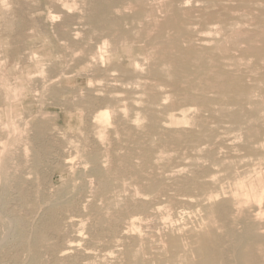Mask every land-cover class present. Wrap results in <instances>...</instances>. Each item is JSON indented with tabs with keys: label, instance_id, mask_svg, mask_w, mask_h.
I'll use <instances>...</instances> for the list:
<instances>
[{
	"label": "rangeland",
	"instance_id": "rangeland-1",
	"mask_svg": "<svg viewBox=\"0 0 264 264\" xmlns=\"http://www.w3.org/2000/svg\"><path fill=\"white\" fill-rule=\"evenodd\" d=\"M97 1L0 0V264H254L264 0Z\"/></svg>",
	"mask_w": 264,
	"mask_h": 264
},
{
	"label": "bare ground",
	"instance_id": "bare-ground-1",
	"mask_svg": "<svg viewBox=\"0 0 264 264\" xmlns=\"http://www.w3.org/2000/svg\"><path fill=\"white\" fill-rule=\"evenodd\" d=\"M97 1V0H96ZM111 1V0H110ZM114 1H116V0H114ZM118 1V0H117ZM106 2H107V0H106ZM187 2V1H186ZM119 3V2H118ZM97 4H98V1H97ZM130 4V3H129ZM128 4V5H129ZM132 5V4H131ZM130 6V5H129ZM128 6V7H129ZM172 6V5H171ZM135 7V6H134ZM98 8V7H97ZM136 8V7H135ZM133 9V8H132ZM218 9H219V7H218ZM106 10V9H105ZM244 10V9H243ZM242 10V11H243ZM248 11H250V9H248ZM111 12H112V10H111ZM255 12V11H254ZM257 12V11H256ZM193 13V12H192ZM223 13V12H222ZM221 14V13H220ZM221 16V15H220ZM131 17V16H130ZM210 17V16H209ZM112 18H114L113 16H112ZM111 18V19H112ZM133 18V17H132ZM251 18V17H250ZM115 20H116V18H115ZM119 20V19H118ZM128 20H131V19H128ZM255 20V19H254ZM112 21V20H111ZM230 21V20H229ZM113 22H115V21H113ZM141 22V21H140ZM253 22V21H252ZM155 24V23H154ZM146 26H147V23H146ZM155 26V25H154ZM260 26V25H259ZM160 27V26H159ZM243 27V26H242ZM115 28H116V26H115ZM240 28V27H239ZM140 29V28H139ZM142 29V28H141ZM160 29V28H159ZM108 30V29H107ZM137 30V29H136ZM154 29H152V31H150V32H154L153 31ZM238 30V29H237ZM117 31V30H116ZM146 31L148 32V33H146ZM145 31V33H146V35L148 36L149 35V31L148 30H146ZM219 31V30H218ZM235 31V30H234ZM263 31V30H262ZM156 32V31H155ZM232 33H233V31H231ZM242 32V31H241ZM244 32H246V31H244ZM261 32V31H260ZM117 33H118V31H117ZM138 33V32H137ZM231 33V34H232ZM255 33H256V31H255ZM113 34H115V32L113 33ZM243 34H245V33H242V35ZM263 35H264V33H262ZM261 34V35H262ZM110 35H112V34H110ZM227 35V34H226ZM233 35H235V33L233 34ZM238 35V32H236V38L238 39V38H240V37H238L237 36ZM241 35V34H240ZM241 35V37H243ZM247 35V34H246ZM251 35V34H250ZM252 35H254V34H252ZM252 35H251V38H252ZM260 35V34H259ZM259 36V37H261V38H263V35L262 36ZM136 36H138L137 34H136ZM140 36H141V34H140ZM146 36V37H147ZM247 36H249V35H247ZM256 36V35H255ZM257 36H258V33H257ZM259 37H257L256 39H254L255 41L259 38ZM121 38V37H120ZM229 38H231V37H229ZM249 38H250V36H249ZM250 38V39H251ZM261 38H260V40H261ZM122 39V38H121ZM231 39H234V37L233 38H231ZM231 39H227V40H231ZM236 39V40H237ZM245 39V38H244ZM138 40V39H137ZM136 40V41H137ZM140 40H141V38H140ZM143 40V39H142ZM234 40V41H232V42H234V44L236 43V42H238V41H240V40ZM253 40V42L255 43V41ZM121 42V41H120ZM153 42V41H152ZM226 42V41H225ZM242 42H243V38H242ZM242 42H239V44H241L242 46L244 45V44H242ZM231 43V42H230ZM257 43V42H256ZM261 42L259 41L258 42V45L260 44ZM132 44V43H131ZM226 44H227V42H226ZM219 45V44H218ZM221 45V44H220ZM224 45V44H223ZM232 45V44H231ZM237 45V44H236ZM257 45V47H259ZM263 45V44H262ZM225 46V45H224ZM224 46H223V50H224ZM230 46V45H229ZM233 46V45H232ZM239 46V45H238ZM246 46V45H245ZM261 46V45H260ZM149 47H151V46H149ZM155 47V46H154ZM197 47V46H196ZM216 47V46H215ZM234 47V46H233ZM241 47V46H240ZM247 47V46H246ZM152 48V47H151ZM160 48V47H159ZM174 48V47H173ZM205 48V47H204ZM155 49V48H154ZM169 49H171L170 47H169ZM168 49V50H169ZM203 49V48H202ZM218 49H219V47H218ZM221 49H222V47H221ZM225 49H226V47H225ZM228 49H229V47H228ZM228 49H226L225 50V52L228 50ZM238 49V47L235 49V50H237ZM246 49V48H245ZM252 49V48H251ZM254 49V48H253ZM161 50V49H160ZM230 50V49H229ZM235 50H233L232 52H235L236 53V51ZM254 50H257V48H255ZM254 50H251V51H254ZM150 51V50H149ZM151 51H152V49H151ZM219 51V50H218ZM240 51H241V48L239 49V52H238V54L240 53ZM243 51V50H242ZM246 51H249L248 50V48L246 49ZM153 52V51H152ZM231 52V53H232ZM258 53L259 52H261V51H257ZM156 54V53H155ZM165 54V53H164ZM225 54H227V53H225ZM147 55H149V53L147 54ZM151 55H153V53L151 54ZM172 55V54H171ZM222 55H223V53H222ZM235 55V54H234ZM161 56V55H160ZM211 56V55H210ZM231 56H232V54H231ZM162 57H164V56H162ZM196 57V56H195ZM222 57V56H221ZM256 57V56H255ZM147 58H148V56H147ZM170 58V57H169ZM170 60H172L171 58H170ZM169 60V61H170ZM209 61V60H208ZM225 61H227V60H225ZM242 61V60H241ZM210 62H213V61H210ZM222 62V61H221ZM233 62V61H232ZM179 63V62H178ZM174 64V63H173ZM209 64V63H208ZM157 65V64H156ZM155 65V66H156ZM214 65V64H213ZM231 65H234L233 63L231 64ZM171 66V65H170ZM204 66V65H203ZM241 66V65H240ZM198 67H200L199 65H198ZM206 67V66H205ZM208 67H210V66H208ZM213 67V66H212ZM230 67V66H229ZM261 68V67H260ZM124 69V68H123ZM179 69V68H178ZM208 69V68H207ZM212 69V68H211ZM217 69H219V68H217ZM228 69V68H227ZM208 71V70H207ZM228 71V70H227ZM231 71V70H230ZM248 71V70H247ZM253 71V70H252ZM167 72V71H166ZM183 72V71H182ZM181 72V73H182ZM187 71H185V74H187L186 73ZM244 72V71H243ZM242 72V73H243ZM246 72V71H245ZM224 73H225V71H224ZM253 73V72H252ZM151 74V73H150ZM183 74V73H182ZM210 74V73H209ZM152 75V74H151ZM195 75V74H194ZM181 76V75H180ZM188 76V75H187ZM198 76V75H197ZM196 76V77H197ZM202 76V75H201ZM240 76V75H239ZM254 76V75H253ZM189 77V76H188ZM213 77H214V75H213ZM234 77V76H233ZM260 77V76H259ZM155 78V77H154ZM202 78V77H201ZM215 78V77H214ZM218 78V77H217ZM224 78H228V77H224ZM256 78V77H255ZM156 79H158V78H156ZM198 79V78H197ZM222 79V78H221ZM251 79V78H250ZM152 80V79H151ZM163 80V79H162ZM160 81V80H159ZM164 81V80H163ZM184 81V80H183ZM198 81V80H197ZM156 82V81H155ZM158 82V81H157ZM162 82V81H161ZM167 82V81H166ZM173 82V81H172ZM200 82V83H199ZM199 85H201V80L199 79ZM168 83V82H167ZM179 83H181V81L179 82ZM212 83V82H211ZM236 83V82H235ZM176 84H177V82H176ZM187 84H189V82L187 83ZM195 84V83H194ZM193 84V85H194ZM207 84V83H206ZM218 84V83H217ZM217 84L215 85V83L213 84H211V86L209 87L210 88V90H211V87H212V90H214L215 88H213L214 86H216L217 87ZM220 85H221V87H220V90L219 91H221V89H228L229 88V86L227 85V84H225V82L223 83H219ZM218 84V85H219ZM257 84V83H256ZM166 85V84H165ZM191 85V84H190ZM196 85V84H195ZM195 85H194V87H195ZM233 85V84H232ZM168 87H169V85H167ZM166 86V87H167ZM183 86V85H182ZM207 86H208V84H207ZM244 86V85H243ZM185 87V86H184ZM174 88V87H173ZM203 88V86L201 87V89ZM254 88V87H253ZM171 89H172V87H171ZM199 89H200V87H199ZM203 90V89H202ZM215 90H218V88L217 89H215ZM214 90V91H215ZM238 90H239V88H238ZM249 90V89H248ZM242 91V90H241ZM247 91V90H246ZM252 91V90H251ZM151 92V91H150ZM155 92V91H154ZM186 92V91H185ZM238 92V91H237ZM247 92H249V91H247ZM178 93H179V91H178ZM232 94V93H231ZM183 95H185V94H183ZM188 95V93H186V95L185 96H187ZM242 95V94H241ZM180 96V95H179ZM200 96V95H199ZM152 97V96H151ZM181 97V96H180ZM205 97V96H204ZM263 97V96H262ZM262 97L260 98V100H263L262 99ZM188 98H189V95H188ZM191 98V97H190ZM229 98H231V97H229ZM238 98V97H237ZM223 99V98H222ZM149 100V99H148ZM196 100H197V98H196ZM203 100V99H202ZM98 101H100V100H98ZM183 101V100H182ZM191 101H193V99L191 100L190 99V102ZM198 101H201V100H197V103H200V102H198ZM105 102V101H104ZM210 102H212V101H210ZM222 102V101H221ZM98 103V102H97ZM174 103V102H173ZM193 103V102H192ZM195 103H196V101H195ZM218 103H219V101H218ZM99 104H100V102H99ZM179 104V103H178ZM187 104V103H186ZM263 104V103H262ZM173 105V104H172ZM195 105V104H194ZM212 105V104H211ZM260 105V104H259ZM208 106V105H207ZM206 106V107H207ZM173 107V106H172ZM195 107V106H194ZM202 107V106H201ZM255 107H257V106H255ZM259 107H261V106H259ZM263 107V106H262ZM175 108V107H174ZM174 108H171V110L172 109H174ZM208 108V107H207ZM197 109V108H196ZM243 111V110H242ZM198 113V112H197ZM217 113V112H216ZM195 114V113H194ZM208 114H209V112H208ZM245 114H246V112H245ZM192 115V114H191ZM263 115V114H262ZM154 116H156V115H154ZM196 116V115H195ZM148 117V116H147ZM191 117V116H190ZM194 117V116H193ZM195 118H197V117H195ZM261 118H263V117H260V119ZM200 119V118H199ZM203 119V118H202ZM259 119V120H260ZM159 120V119H158ZM212 120H213V118H212ZM154 121V120H153ZM263 121V120H262ZM192 122V121H191ZM202 123V122H201ZM41 124H43V123H41ZM143 125V124H142ZM201 125V124H200ZM201 129V128H200ZM255 129V128H254ZM163 130V129H162ZM165 130H167V129H165ZM165 130H163V131H165ZM203 130V129H202ZM169 130H167V132H168ZM187 131V130H186ZM185 131V132H186ZM258 131V130H257ZM263 131V130H262ZM171 132V131H170ZM174 132V131H173ZM200 132V131H199ZM176 133H178V132H176ZM197 133V132H196ZM214 133V132H213ZM255 133V132H254ZM106 134H107V132H106ZM109 134V133H108ZM107 134V135H108ZM155 134V133H154ZM160 134H162V133H160ZM179 134H181V133H179ZM186 134V133H185ZM174 135H176L177 136V134H174ZM174 135H173V138H174ZM253 135V134H252ZM170 136V135H169ZM182 136V135H181ZM186 136H187V134H186ZM188 136H190V135H188ZM260 136V135H259ZM171 137V136H170ZM178 137L180 138V135H178ZM183 137V136H182ZM204 137H205V135H204ZM106 138V137H105ZM108 138V137H107ZM165 138L167 139V137L165 136ZM117 139V138H116ZM168 139H169V137H168ZM180 139H182V138H180ZM200 139H201V137H200ZM105 140H108V139H105ZM120 140V139H119ZM142 140H144V139H142ZM187 140V139H186ZM189 140V139H188ZM192 140V139H191ZM251 140V139H250ZM193 141V140H192ZM202 141V140H201ZM107 142V141H106ZM127 142V141H126ZM172 142H173V140H172ZM180 142V141H179ZM162 143V142H161ZM171 144V143H170ZM182 144V143H181ZM161 145H164V144H161ZM165 145H166V142H165ZM205 145H207V144H205ZM215 146V145H214ZM209 147V146H208ZM167 148V147H166ZM209 148H213V146L211 145V147H209ZM85 149V148H84ZM119 149V148H118ZM152 150V149H151ZM242 150V149H241ZM149 152V151H148ZM184 152V151H183ZM131 153V152H130ZM154 153V152H153ZM119 155V154H118ZM147 155V154H146ZM183 155H184V153H183ZM139 156V155H138ZM217 156V155H216ZM99 158V157H98ZM125 158V157H124ZM213 158V157H212ZM149 160V159H148ZM170 160V159H169ZM171 161H172V159H171ZM110 162V161H109ZM167 162H169V161H167ZM122 163V162H121ZM109 165H110V163H109ZM177 165H178V163H177ZM159 167V166H158ZM170 167V166H169ZM177 169V168H176ZM116 171V170H115ZM194 172V171H193ZM192 172V173H193ZM99 173V172H98ZM106 173H108V171H106ZM114 173V172H113ZM142 173H144V171L142 172ZM162 173V172H161ZM168 173V172H167ZM166 173V174H167ZM95 174V173H94ZM117 174V173H116ZM115 174V175H116ZM128 174V173H127ZM148 174V173H147ZM150 174V173H149ZM110 175V173H108V176ZM151 175H154V173L153 174H151ZM103 176V175H102ZM101 176V177H102ZM112 176H113V174H112ZM118 176V175H117ZM150 176V175H149ZM106 177V176H105ZM104 177V178H105ZM199 177V176H198ZM110 179V178H109ZM134 179V178H133ZM136 179V178H135ZM153 179V178H152ZM155 179V181H156V179L157 178H154ZM163 179V178H162ZM190 179V178H189ZM85 180V179H84ZM103 180V179H102ZM108 180V179H107ZM158 180V179H157ZM164 180V179H163ZM180 180H181V178H180ZM187 180H188V178H187ZM104 181H106V180H104ZM137 181V180H136ZM85 182V181H84ZM153 182V181H152ZM159 182H160V179H159ZM188 182H189V180H188ZM187 182V183H188ZM104 183V182H103ZM107 184H108V181H107ZM154 184H156V183H154ZM185 184V183H184ZM142 185V184H141ZM152 185V184H151ZM165 185V184H164ZM200 185V184H199ZM91 186H92V184H91ZM102 186V185H101ZM100 186V187H101ZM107 186V185H106ZM116 186V185H115ZM153 186V185H152ZM183 186V185H182ZM192 186V185H191ZM259 186V185H258ZM113 187V186H112ZM177 187H179V185H177ZM200 187V186H199ZM250 187H252V186H249V188ZM93 188H95V187H93ZM102 188H104L103 186H102ZM114 188V187H113ZM192 188H194V187H192ZM143 189H144V187H143ZM143 189H142V191H143ZM167 189V188H166ZM197 189V188H196ZM14 190V189H13ZM99 190V189H98ZM100 190H101V188H100ZM145 190V189H144ZM170 190V189H169ZM175 190H176V188H175ZM186 191H187V189H186ZM214 191V190H213ZM251 191V190H250ZM83 192V191H82ZM98 192H100V191H98ZM146 192V191H145ZM161 192H162V190H161ZM192 193V192H191ZM166 194V193H165ZM162 195V194H161ZM188 195V194H187ZM192 195H194V194H192ZM159 196H160V194H159ZM189 196H190V194H189ZM108 198V197H107ZM120 198V197H119ZM164 198V197H163ZM152 199V198H151ZM126 200V199H125ZM154 200V199H153ZM168 200H170V199H168ZM167 200V201H168ZM173 199H171V202L173 203L174 201H172ZM156 201H157V199H156ZM155 201V202H156ZM159 202L161 201V200H158ZM91 202V201H90ZM171 202H169V205H170V203ZM117 203V202H116ZM135 204V203H134ZM186 205H187V203H185ZM117 205V204H116ZM143 205H145L144 203H143ZM147 205H149L148 203H147ZM173 205V204H172ZM163 206V205H162ZM188 206V205H187ZM22 207V206H21ZM20 207V208H21ZM89 207V206H88ZM145 207V206H144ZM152 207V206H151ZM160 207V206H159ZM123 207H121V209H122ZM131 208V207H130ZM123 209H125V208H123ZM122 209V210H123ZM144 209V208H143ZM157 209V208H156ZM161 209V208H160ZM165 209H166V206H165ZM23 210V209H22ZM122 210H120L119 209V211L121 212ZM126 210H127V208H126ZM171 210H173V209H171ZM175 210V209H174ZM26 211V210H25ZM118 210L116 211L115 210V213H117V212H119ZM178 211V210H177ZM224 211H226V210H224ZM27 212V211H26ZM112 212V211H111ZM119 212V214H120V216H121V213ZM124 212V211H123ZM138 212V211H137ZM155 212V211H154ZM57 213V212H56ZM149 213V212H148ZM170 213V212H169ZM111 214V213H110ZM118 214V215H119ZM157 214V213H156ZM107 215V214H106ZM113 215H115L114 213H113ZM117 215V216H118ZM125 215V214H124ZM146 215V214H145ZM116 216V217H117ZM164 216V215H163ZM166 216H167V214H166ZM161 217V216H160ZM99 218V217H98ZM102 218L100 217V219L99 220H101ZM114 219H115V217H114ZM118 219H120L119 217H118ZM118 219H117V221H118ZM131 219V218H130ZM98 220V221H99ZM116 220V219H115ZM162 220V219H161ZM164 221H165V224H166V218H164L163 219ZM12 221V220H11ZM107 221H109V219H107ZM164 221L162 222V223H164ZM169 221V220H168ZM116 222V221H115ZM133 223H134V221H132ZM145 222V221H144ZM132 223V224H133ZM99 224H101V221H100V223ZM139 225V224H138ZM157 226V225H156ZM167 226V225H166ZM144 227V226H143ZM105 228V227H104ZM162 228H163V226H162ZM159 229V228H158ZM125 230V229H124ZM127 230V229H126ZM254 230H256L255 231V234H254V239H255V244H257L258 246H259V248L261 249L262 247L264 248V223H260V224H258V225H256L255 227H254ZM151 231H153V229L151 230ZM161 232H163V230L161 231ZM258 232H261V233H258ZM137 234V233H136ZM153 234V233H152ZM159 234L161 235V233L159 232ZM159 234H158V236H159ZM179 234V233H178ZM260 234H263V235H260ZM4 235V234H3ZM31 235V234H30ZM89 235V234H88ZM132 235V234H131ZM138 235V234H137ZM130 236V235H129ZM143 235H141V237H142ZM152 236V235H151ZM157 236V235H156ZM162 236V235H161ZM100 237V236H99ZM98 237V238H99ZM126 237V236H125ZM131 237H135L134 235L133 236H131ZM153 237H155L154 235H153ZM160 237V236H159ZM28 238V237H27ZM138 238H140V237H138ZM183 238V237H182ZM252 238V237H251ZM31 239V238H30ZM106 239V238H105ZM137 239V238H136ZM135 239V240H136ZM142 240L144 239L145 240V237L144 238H141ZM140 240V239H139ZM138 240V241H139ZM1 241V240H0ZM3 241V240H2ZM160 241V240H159ZM132 242V241H131ZM134 242H136V241H134ZM161 242H164V240L162 241H160V243ZM183 242V241H182ZM2 243V242H1ZM95 243V242H94ZM126 243V242H125ZM137 243V242H136ZM89 244V243H88ZM128 244H129V242H128ZM251 244V243H250ZM125 245V244H124ZM136 245V244H135ZM249 245V244H248ZM123 246V245H122ZM138 246V245H137ZM128 247H129V245H128ZM150 247V246H149ZM176 247V246H175ZM213 247V246H212ZM122 248V247H121ZM131 248V247H130ZM139 248V247H138ZM151 249H152V247H150ZM113 249V248H112ZM137 249V248H136ZM171 249V248H170ZM109 250V249H108ZM178 250V249H177ZM194 250V249H193ZM204 250V249H203ZM110 251H112V250H110ZM127 251V250H126ZM131 251V250H130ZM198 251V250H197ZM208 251V250H207ZM206 251V252H207ZM235 251V250H234ZM168 252V251H167ZM186 252V251H185ZM212 252V251H211ZM215 252V251H214ZM48 253V252H47ZM128 253V252H127ZM154 253V252H153ZM193 253V252H192ZM238 253V252H237ZM155 254V253H154ZM240 254V253H239ZM82 255V254H81ZM129 255V254H128ZM164 255V254H163ZM174 255V254H173ZM211 255H213V254H211ZM219 255V254H218ZM157 256V255H156ZM217 256V255H216ZM79 257V256H78ZM152 257H153V255H152ZM193 257H194V255H193ZM221 257V256H220ZM240 257L241 258H244L246 261H252V262H254V264H264V252L260 255V256H256V254H254L253 253V246H251V247H249L247 250H246V252H244L242 255H240ZM212 258V257H211ZM146 259V258H145ZM166 259V258H165ZM181 259V258H180ZM196 259V258H195ZM208 259V258H207ZM214 259H216V258H214ZM227 259V258H226ZM142 260H144L143 258H142ZM152 260V259H151ZM170 260H171V258H170ZM205 260V259H204ZM148 261V260H147ZM239 261V260H238ZM66 262V261H65ZM93 262V261H92ZM149 262V261H148ZM23 263H25V262H23ZM237 263V262H236ZM163 264V263H162ZM175 264V263H174ZM180 264V263H179ZM190 264V263H189ZM202 264H226V262H224V261H217V260H210L209 262H206V263H202ZM240 264H242V263H240ZM250 264V263H249Z\"/></svg>",
	"mask_w": 264,
	"mask_h": 264
}]
</instances>
